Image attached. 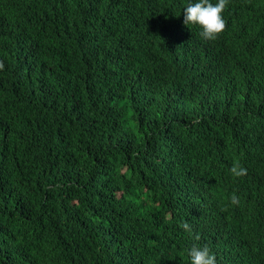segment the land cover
Listing matches in <instances>:
<instances>
[{"label": "trees", "instance_id": "trees-1", "mask_svg": "<svg viewBox=\"0 0 264 264\" xmlns=\"http://www.w3.org/2000/svg\"><path fill=\"white\" fill-rule=\"evenodd\" d=\"M113 1L0 0L12 64L43 81L22 119L0 116V264H189L193 244L264 264V0H227L220 37L178 47L175 89L146 59L197 34L187 0H154L142 31L93 41L88 69L57 38Z\"/></svg>", "mask_w": 264, "mask_h": 264}, {"label": "clouds", "instance_id": "clouds-1", "mask_svg": "<svg viewBox=\"0 0 264 264\" xmlns=\"http://www.w3.org/2000/svg\"><path fill=\"white\" fill-rule=\"evenodd\" d=\"M227 0H187L183 7L184 23L187 25L184 32L196 30L197 34L191 35L187 39L175 41L177 46L170 48L167 45H162L156 56L162 61L159 65L154 63L147 55L146 64L151 74H147L149 80L159 84H170L175 89L179 88V82L176 75L172 74V68L179 69L180 58L176 54L178 47H184L186 42L191 43L188 50H193L198 42L202 40L211 41L220 37L226 26V21L223 18V11L226 8ZM160 10L156 7L154 0H147L143 9H139L138 0H114L108 6L92 12L91 16L79 17L71 19L63 23L59 27L58 37L62 41L70 42L75 52L85 68L87 66L83 61H92L94 52L91 50L93 41L101 42H116L122 41L132 31L138 33L144 29L146 23L149 22L148 14L153 10ZM136 15L135 28L132 30L129 23V16ZM161 20V19H159ZM238 37L234 41L233 47L238 45ZM123 39V40H122ZM20 42L9 39L0 35V116L7 109L13 108L16 115L22 119L21 109L27 106L30 102H26V88L40 89L42 79L40 77L29 76L25 79L14 67L12 60L20 48ZM163 63H167L163 66ZM88 69V68H87ZM110 88L113 87V82H108ZM33 90V89H32ZM26 98L29 96L26 95ZM232 172L237 176H242L246 173L244 168H233ZM233 204L237 203L235 194L231 197ZM188 229L189 225H183ZM187 257L189 264H216V256L206 244H193L187 249Z\"/></svg>", "mask_w": 264, "mask_h": 264}]
</instances>
